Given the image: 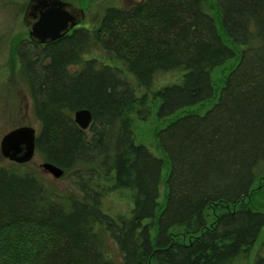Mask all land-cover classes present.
<instances>
[{
  "label": "trees",
  "instance_id": "trees-1",
  "mask_svg": "<svg viewBox=\"0 0 264 264\" xmlns=\"http://www.w3.org/2000/svg\"><path fill=\"white\" fill-rule=\"evenodd\" d=\"M209 6L136 0L106 7L93 27L17 47L40 122L36 152L79 171L77 190L61 194L27 162L0 167V264H264L251 257L264 211L250 201L264 180V0H215V14ZM95 42L120 65L84 57ZM235 57L215 86L212 70ZM170 70L183 72L180 83L139 93ZM151 95L159 119L215 97L157 131L165 158L132 129L134 114L150 116ZM79 108L92 114L86 129L73 120ZM121 189L132 206L112 215L102 198Z\"/></svg>",
  "mask_w": 264,
  "mask_h": 264
},
{
  "label": "rangeland",
  "instance_id": "rangeland-1",
  "mask_svg": "<svg viewBox=\"0 0 264 264\" xmlns=\"http://www.w3.org/2000/svg\"><path fill=\"white\" fill-rule=\"evenodd\" d=\"M29 0H0V140L8 131L18 126H31L35 128L36 133L40 130V122L34 114L32 99L28 93L25 79L21 78L20 58L17 52V47H27L31 50L28 42V28L23 22L24 9ZM77 8H81L84 12L83 19L75 25V27L89 26L93 27L97 24L99 17L104 9L108 6L127 7L136 0H62ZM210 12L216 13L213 4L215 0H209ZM88 48L83 51V56L86 58L95 57L100 62L117 63L116 60L108 59L107 54L98 43H91ZM237 58L227 60L223 65H220L212 70L211 75L215 86L219 87L227 74V72L235 65ZM81 64L74 65L70 70L80 68ZM26 71V69L24 70ZM27 72H29L27 70ZM183 72L180 70H170L165 72H157L149 86L142 87L140 92L154 91L159 87L177 84L182 81ZM150 95V93H149ZM149 100L151 114L146 120H141L134 114L132 120V129L135 138L138 142L145 143L159 157L165 158V154L161 151L156 139L157 131L174 119L177 115L186 111L202 112L211 106L215 97L204 101L200 104L180 110L168 118L159 119L156 116V108L158 99ZM142 115V114H141ZM45 160L38 152L30 161L24 164V169L32 170L37 173L48 186L52 187L56 192L65 194L70 191H76V172H66L59 178H55L52 174L43 170L41 163ZM18 163L5 158L0 152V167H14ZM167 165L165 164L163 178L167 173ZM22 168L21 166H17ZM102 179V178H101ZM100 179V180H101ZM103 183L110 184V180L102 179ZM163 183L161 188L163 190ZM261 185V187H260ZM257 186L259 189L253 194L250 199L253 207L264 211V180L260 179ZM164 192V191H163ZM103 209L112 215L127 213L132 206V193L130 190L121 189L115 190L102 198ZM181 238H184L183 236ZM264 226L259 234V237L252 249V255H264ZM105 251L112 259H120L116 244L108 233H105ZM242 264V263H239Z\"/></svg>",
  "mask_w": 264,
  "mask_h": 264
},
{
  "label": "water",
  "instance_id": "water-1",
  "mask_svg": "<svg viewBox=\"0 0 264 264\" xmlns=\"http://www.w3.org/2000/svg\"><path fill=\"white\" fill-rule=\"evenodd\" d=\"M84 17L81 8L62 0H29L26 4L23 22L28 27V36L38 43H47L63 37ZM74 122L82 129L89 127L92 114L87 108L73 112ZM36 130L31 126H18L5 133L0 140L1 154L18 164L32 159L36 150ZM43 170L55 178L62 176L64 170L49 162L41 163Z\"/></svg>",
  "mask_w": 264,
  "mask_h": 264
},
{
  "label": "flooded vegetation",
  "instance_id": "flooded-vegetation-1",
  "mask_svg": "<svg viewBox=\"0 0 264 264\" xmlns=\"http://www.w3.org/2000/svg\"><path fill=\"white\" fill-rule=\"evenodd\" d=\"M28 3V2H27ZM24 11H25V9H24ZM28 28V27H27ZM71 31V30H70ZM69 31V32H70ZM28 41H30L31 43H33V44H37V45H39V46H44V45H46V44H48L49 42H47V43H38V42H36V41H33V40H31L30 38H29V36H28ZM37 134V133H36Z\"/></svg>",
  "mask_w": 264,
  "mask_h": 264
}]
</instances>
